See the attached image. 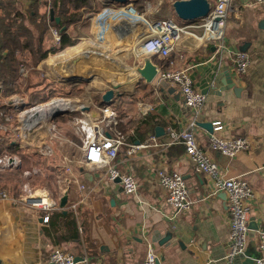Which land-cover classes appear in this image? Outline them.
I'll return each instance as SVG.
<instances>
[{
  "label": "crops",
  "instance_id": "obj_1",
  "mask_svg": "<svg viewBox=\"0 0 264 264\" xmlns=\"http://www.w3.org/2000/svg\"><path fill=\"white\" fill-rule=\"evenodd\" d=\"M53 1L39 0L32 6L31 0H23L22 4L18 3L21 0H0V34L4 32L5 24L13 22L12 16L16 11L22 9V12H27L31 6L37 9L41 17L45 15L50 18L49 10L52 9L54 17L59 18L52 8ZM60 1L66 4L67 15L74 12L73 0ZM129 1L145 18L158 20L171 17L180 22L172 8L174 0ZM208 1L213 3L215 0ZM87 2L91 7H81L78 10L82 15L80 21L70 25L65 31L77 43L63 49L54 47L49 44L51 36L48 32L43 40V50L54 52L49 53L35 69L47 66L61 54L75 48L78 39H85L75 36L74 26L89 20V13L100 5L96 0ZM9 13L12 14L11 17L7 16ZM108 17V14H102L105 21ZM131 19L130 22L120 21L118 29H112V33L115 31L114 35L119 37L114 39L119 44L111 47L114 56L123 55L129 46H133L135 41L137 44L140 39L144 26L135 18ZM263 19L264 4H258L255 0H232L225 23L226 51L216 53L211 47L203 46L199 39V21L187 25L196 37L184 36L166 59L137 56L134 53L136 68L143 65L144 58H149L159 72L190 67L189 74L194 89L202 94L207 91L204 94L207 100L200 113V121L221 122L225 127L224 135L242 137L249 141V150L239 152L229 159L209 149L207 130L199 126L194 129L200 148L218 164L224 176L246 181L252 188L254 200L250 206L249 223H253L257 229L264 227V30L259 27ZM90 21L91 26L95 27V18L90 17ZM19 22L17 19L16 24ZM104 25L109 29V24ZM52 29L54 27L49 25V31ZM90 33L93 35V29ZM238 51L246 52L250 57L251 65L245 76H237L230 61L231 53ZM6 53L7 51H3L2 56ZM80 54V64L83 63L90 74L93 75L96 70L105 71L103 78L112 85L130 84L136 78L128 89L119 92L118 89L115 90L108 106L117 113L118 130L125 136V146L120 149L114 164L119 170L135 178L137 192L127 196L119 185L101 182L100 170L81 167L75 162L71 163V168L77 182L65 185L66 180L72 176L63 173L59 182L57 175L62 173V157L72 156L61 154L58 161H43L38 167H45L52 174L45 178L46 184L41 189L59 201L65 196V205L51 212L49 221L43 223L44 213L41 211L0 200V264H49L48 257L56 246L63 247L75 257L86 258L88 264H142L146 245L141 233L153 243L161 264H221L229 247L226 195L223 192L213 193L210 182L194 171L181 145L161 146L168 141V127L179 132L191 120L190 111L184 106L179 91L166 84L163 86L165 89L160 92V86H156L154 81L146 83L140 79L136 68L123 63L116 66L113 57L107 53L91 50ZM55 63L59 69V65L66 64V61ZM61 66L63 69V65ZM65 74L67 78L73 76L71 71ZM227 75L235 84V90L225 88ZM45 87L36 85L33 89L41 90ZM172 89L175 91L170 93ZM220 90L222 92L218 94ZM0 109L7 111L2 105ZM89 109L91 115L98 113ZM156 128L163 129L158 132V136ZM150 137H155L157 146L148 143V147L130 156L126 155L128 145L144 143ZM62 146L70 147L66 144ZM33 153L37 155L35 151ZM80 157L81 151L79 158L73 159ZM159 170L178 173L183 177L189 198L193 201L190 211L170 219L172 212L164 203L165 192L157 180ZM77 183L83 184L85 189L79 191ZM73 206L75 211L71 209ZM254 232L249 233L245 250L249 255H259ZM168 233L171 234V239L159 246L158 241ZM246 260L245 257H239L235 264H249Z\"/></svg>",
  "mask_w": 264,
  "mask_h": 264
},
{
  "label": "built area",
  "instance_id": "obj_2",
  "mask_svg": "<svg viewBox=\"0 0 264 264\" xmlns=\"http://www.w3.org/2000/svg\"><path fill=\"white\" fill-rule=\"evenodd\" d=\"M96 1L104 6L105 0ZM255 1L258 4H264V0ZM231 2L232 0H215L213 3H210L209 14L198 25V28L201 29L199 39H201L203 46L214 47L216 53L226 51L225 23ZM102 14H108L109 17L114 18H128L130 21L132 20L131 17H133L143 24V31L136 44L138 45L136 49L137 53H135L137 56H157L166 59L177 48L184 36L192 35L196 37L189 30V26L171 17L158 20L145 18L142 14L138 13L132 3H128L121 7H107L95 17L94 14L91 15V17L95 18L97 33L94 34V38L96 40L105 39L106 36L107 29L104 24L107 22L102 19ZM50 33L55 44L59 46L60 32L52 29ZM89 42L94 44L92 41ZM230 61L237 76L247 75L251 62L246 52L238 51L231 53ZM189 69L190 67L185 66L178 71H158L154 79L156 86H160L162 82H165L175 87L182 96L184 106L191 114V120L187 127L181 131L176 132L171 127L167 128L169 138L161 146L181 145L194 171L208 179L213 193L223 192L226 195L229 247L221 264H235L236 260L244 255L249 241V233L251 232L249 228L250 206L254 200V192L248 182L236 178H226L218 164L197 143L194 129L198 128L200 113L206 103L207 97L194 89ZM27 74L28 70L25 66L19 65L18 77L20 79L26 78ZM4 92V85L0 83V102L2 101L0 104L7 108V111L0 109V133L6 139H10L13 145L19 148H23V146H26L25 144L30 146L26 142L30 136L42 124L50 122L47 140L45 143L40 142V145L36 147L38 149L37 155L43 161L50 163L49 161L52 159L53 154V143L57 145L64 143L73 146V143L58 132L56 125L51 122L57 111L68 113L77 111L83 106L77 107L74 105L72 109H65L66 102L69 100L62 97H54L44 103L30 105L24 97L14 94L5 97ZM97 109L98 113L95 115L78 110L84 116V119L79 121L80 126L76 130V134L82 142L80 147L81 157L77 160H74L75 158L73 159V157H62V173L59 172V175H57V181L61 182L60 175L65 173L72 176V178L66 180L65 185L77 182L73 177L71 168V163L75 162L81 167H93L100 170V181L106 185L117 184L125 195H135L138 189L135 178L131 174L119 170L117 165L114 164L120 149L125 146V136L118 130V115L108 105H102ZM41 112L43 114L50 112V115L47 118L43 116L42 119L35 122L34 116H42ZM211 125L212 132L207 137L208 147L211 151L232 159L239 152L247 151L251 148L249 141L245 138L224 135L225 127L221 122H212ZM148 143L157 146L155 137H150L144 143L128 145L126 155L130 156L136 151L148 147ZM20 157L21 155L11 152L0 155V170L21 169L23 161H21ZM11 158L13 159L9 160ZM22 174L23 179L17 192L11 195L6 190H0V200L10 201L27 209L41 211L44 213L42 221L43 223H47L50 213L59 209V199L53 197L44 189L36 190L32 188L29 183L34 177L42 176L46 178L52 174L51 171L45 167L36 168L32 166L31 169L24 170ZM117 180L119 182H116ZM157 180L165 192L164 203L172 212L170 219L191 210L193 201L189 198L187 186L180 174L159 170L157 171ZM77 186L79 191L85 189L83 184L77 183ZM71 209L75 211L74 206ZM254 233L259 253V258L254 260V264H264V227L257 229ZM141 235L146 245L142 264H161L153 243L144 233H141ZM48 262L49 264H88L86 258H83L81 262H75V256L59 246L52 249Z\"/></svg>",
  "mask_w": 264,
  "mask_h": 264
},
{
  "label": "rangeland",
  "instance_id": "obj_3",
  "mask_svg": "<svg viewBox=\"0 0 264 264\" xmlns=\"http://www.w3.org/2000/svg\"><path fill=\"white\" fill-rule=\"evenodd\" d=\"M18 2L19 4L23 3ZM42 2V1H41ZM19 7V6H16ZM111 7V6H109ZM107 8L105 6L99 5L98 7L95 6V10H91L94 14V17L97 16V14L102 13L103 10ZM22 11V9H21ZM92 13H89V20H85L84 24H78L74 26L73 32H75V36H79L81 38L85 39H78V45H76L75 48L72 50H68V52L61 54V56L58 57L57 60H52L48 63L47 66L42 65L40 68H36L32 65L30 61V55L28 51L20 49L16 53V57L18 59L19 65H24L25 68L28 70V74L26 78L20 79L17 78L15 82V87L13 93L11 95H17L24 97L30 105H36L40 103H44L48 101L50 98L54 97H62L64 99H67L71 101L75 106H83V107H89L91 108L92 112H97L100 106L95 105V103L100 104V100L102 95L109 89H111L113 86H118V92L123 89H128V87H131L132 83L134 82V79L130 84H120V85H112L105 81L103 77H101L99 74H90L88 72V68L83 67V64H80L81 54L82 51H91L92 49H97L96 51L100 53H107L109 56L113 57L115 60L116 66L118 64H125L131 68H136V65L134 64V50L137 49L138 45H136V41L134 42L133 46H129L126 50V52L122 54H118L114 56L112 51V45L119 44L116 42V40L119 38L117 35L115 36L113 32V28L117 30V25L120 26L119 22H130L128 18H114L109 17L107 18L106 22L109 24V29L106 31L105 39L96 40L94 38V34L97 33V29L91 26L90 17L93 15ZM125 20V21H124ZM99 21V19H97ZM120 22V23H121ZM21 25H24L27 27L31 34L34 37H37L39 32L35 29V26L42 25L40 23V20H24ZM139 27L141 24L138 25ZM93 29V35L90 33V30ZM139 29V28H136ZM49 36H51V33L49 31ZM137 35V33H136ZM135 35V36H136ZM27 37V36H26ZM25 36L21 37L20 41H26ZM45 37V36H44ZM95 39V40H94ZM116 39V40H114ZM44 40V39H43ZM114 40V41H113ZM89 41H92L94 44L90 43ZM50 45H53L54 47L58 46L55 44L54 39L51 36V42ZM43 46V42H42ZM95 46V47H94ZM92 47V48H91ZM53 53V52H51ZM79 53V54H78ZM55 61H66V64L63 65V69H58V66H56L57 63ZM74 62V63H73ZM75 62L77 64H75ZM19 65L17 69L19 68ZM78 68H77V67ZM78 70V71H77ZM71 71L73 73L72 78H67V74L65 72ZM99 72L105 71L100 70ZM95 73V72H94ZM18 74V70H17ZM92 75V76H91ZM137 77V76H136ZM40 85L43 87L45 85V88H42L41 90H35L33 89L34 86ZM2 102V101H1ZM0 102V103H1ZM3 106V105H2ZM1 107V104H0ZM81 111L80 109H78ZM72 111L65 113L63 115H60L56 118H53V121L51 123L56 125V130L63 134L67 139H69L73 146L67 147L62 146L65 145L62 144H55L53 143L52 146V159L51 161H58L60 160V155L65 154L72 156L73 158H79L80 153V146H81V140L79 139L78 135L76 134V130H78L80 123V120L84 119V116H82L79 112ZM90 112V111H89ZM87 112V113H89ZM50 127V122L46 124H42L41 127L37 128L35 132L30 136L28 139V144L30 146H23V148H19L15 146L14 149L8 150L6 147V144L10 139H6L3 135L0 133V155L11 152L16 153L17 155H21V161H23L22 168L21 169H13V170H0V190H6L10 193L15 194L21 184V180L23 179V171L31 169L32 166H35L36 168L40 166L41 163H43V160L38 156L35 155L33 152L35 151L37 153L38 149H36V146L40 145V142L45 143L47 140L48 129ZM8 136V135H7ZM9 137V136H8ZM11 142V141H10ZM67 145V144H66ZM33 153V154H32ZM39 165H36V164ZM45 178L42 176L34 177L32 181L29 183L32 188L37 187L41 190V187H43L46 182L44 181Z\"/></svg>",
  "mask_w": 264,
  "mask_h": 264
},
{
  "label": "trees",
  "instance_id": "obj_4",
  "mask_svg": "<svg viewBox=\"0 0 264 264\" xmlns=\"http://www.w3.org/2000/svg\"><path fill=\"white\" fill-rule=\"evenodd\" d=\"M32 6L36 4L39 0H31ZM65 1V0H64ZM72 5L74 7V12L68 14V11H65V5L61 3L60 0H54L52 3V8L54 9L55 15L59 16V23L57 24L54 20L50 21V18L47 16H40L35 7L30 8L27 12L16 11L14 13L13 22L9 21L8 24L4 25V32L0 34V83L4 85L5 96L10 95L14 91L15 82L18 78L17 67L18 60L16 57V52L20 49L28 51L31 57V63L36 67L42 60H44L47 55L54 50H43L42 42L44 36L49 32V25L53 26L54 29L60 31L61 27L68 28L70 25L80 21L81 14L78 10L81 7L90 8V3L87 0H73ZM64 5V6H63ZM12 14L7 16L11 17ZM56 17V16H55ZM19 19L20 22L16 24V20ZM40 20L42 25L35 26V29L39 32L37 37H34L31 34V31L21 25L24 20ZM65 31L60 33V42L59 48L63 49L65 47L74 46L77 41L71 40L66 34ZM27 36L26 41H20L21 37ZM7 51L6 55L2 56V52ZM102 106V104H100ZM8 150L15 148L11 142L5 143Z\"/></svg>",
  "mask_w": 264,
  "mask_h": 264
},
{
  "label": "water",
  "instance_id": "obj_5",
  "mask_svg": "<svg viewBox=\"0 0 264 264\" xmlns=\"http://www.w3.org/2000/svg\"><path fill=\"white\" fill-rule=\"evenodd\" d=\"M129 3V0H105L104 6H124ZM172 8L174 11V14L176 18L184 25H189L193 23H197L199 21L204 20L207 15L210 12V3L208 0H174L172 2ZM49 16L51 21H55L57 24L59 23L60 19L57 17H54L53 10H49ZM259 27L264 30V19L260 21ZM65 31V27H61L60 33ZM212 50H215L214 47H211ZM136 73L139 76L140 79L144 80L146 83H152L157 75V67L153 65L149 58L143 59V65L141 67L136 68ZM167 83L162 82L159 87V91L164 90ZM235 84L232 82V79L229 77V75L226 76L225 80V88L227 90L233 89L235 90ZM118 89V86H113L111 89L107 90L101 97V104L102 105H109L112 102V99L114 97V91ZM175 90H170V93H172ZM222 90L218 92L220 94ZM203 94H207V91H205ZM81 112H89V107H82ZM65 114L63 111H57L53 118H56L60 115ZM198 126L207 130L209 133L212 132V125L211 122H202V120L198 123ZM162 128H156L155 133L156 136H158V132L162 131ZM116 182H119L117 180ZM65 196L62 197L59 201V207L63 208L65 205ZM253 223H249V228L251 231H256L257 227L255 225H252ZM171 239V234L168 233L163 239L158 241L159 246H163L166 242H168ZM242 257H245L247 262L249 264H254V260L259 258V255H249L247 251H245L244 255ZM81 257H75V262H81Z\"/></svg>",
  "mask_w": 264,
  "mask_h": 264
},
{
  "label": "bare ground",
  "instance_id": "obj_6",
  "mask_svg": "<svg viewBox=\"0 0 264 264\" xmlns=\"http://www.w3.org/2000/svg\"><path fill=\"white\" fill-rule=\"evenodd\" d=\"M134 53H137V51H136V49L134 50ZM79 54V53H78ZM92 56V55H91ZM91 56H89V57H91ZM85 58H86V56H85ZM102 59V58H101ZM86 61V60H85ZM83 64V63H82ZM84 65V64H83ZM102 69V68H101ZM78 71V70H77ZM100 70H96L95 71V73L94 74H99L101 77H103V72H99ZM92 74V73H91ZM92 76V75H91ZM106 78H107V76H106ZM72 108H74V104L71 102V101H68V102H66V106H65V109H72ZM41 115L42 116H38V115H36V116H34V121L35 122H38L40 119H42L43 118V116H45V118H47L49 115H50V112H45L44 114H43V112H41ZM13 158H11V159H9V160H12Z\"/></svg>",
  "mask_w": 264,
  "mask_h": 264
}]
</instances>
